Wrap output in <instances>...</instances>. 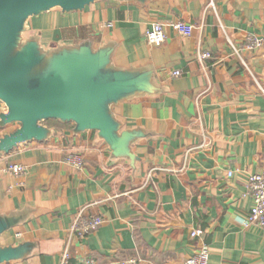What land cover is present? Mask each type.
<instances>
[{
	"label": "crops",
	"instance_id": "0c3cea01",
	"mask_svg": "<svg viewBox=\"0 0 264 264\" xmlns=\"http://www.w3.org/2000/svg\"><path fill=\"white\" fill-rule=\"evenodd\" d=\"M249 35L264 36V0H74L26 16L0 66L28 93L75 94L72 117L28 128L0 98V264L65 251L69 264H183L203 246L208 264H264V229L244 226L264 165V47L245 49ZM79 216L103 223L79 239Z\"/></svg>",
	"mask_w": 264,
	"mask_h": 264
},
{
	"label": "water",
	"instance_id": "95a60500",
	"mask_svg": "<svg viewBox=\"0 0 264 264\" xmlns=\"http://www.w3.org/2000/svg\"><path fill=\"white\" fill-rule=\"evenodd\" d=\"M74 0H0V50L13 37L20 22L28 15L55 4L67 5ZM15 68L0 66V98L10 105L15 118L28 128L35 120L46 116L72 117L66 111L69 99L75 94L71 88H41L28 93L12 84Z\"/></svg>",
	"mask_w": 264,
	"mask_h": 264
},
{
	"label": "built area",
	"instance_id": "2783aa9c",
	"mask_svg": "<svg viewBox=\"0 0 264 264\" xmlns=\"http://www.w3.org/2000/svg\"><path fill=\"white\" fill-rule=\"evenodd\" d=\"M173 30L180 36L188 37L191 34L192 28L183 23H176L172 26ZM165 40V34L163 28L159 24H153L145 33V41L149 45H158ZM244 48L248 50L259 49L264 47V36L255 37L249 35L245 38ZM174 76H178L179 73H174ZM62 163L67 167L80 170L83 167L82 157L75 153L68 154ZM6 172L15 176L21 177L26 174L27 169L23 165L10 164L6 168ZM231 173H228V177H231ZM243 197H249L251 200V208L244 221V226H257L264 229V165L261 167L258 173L248 176L245 193ZM103 223L100 217L79 216L73 222L70 231L79 239H83L96 231V229ZM202 232L200 230H194L190 233V237H200ZM209 253L207 247H201L193 256L188 258L183 264H208ZM60 264H69V254L67 251L63 252ZM78 264H93L90 259L78 262Z\"/></svg>",
	"mask_w": 264,
	"mask_h": 264
}]
</instances>
